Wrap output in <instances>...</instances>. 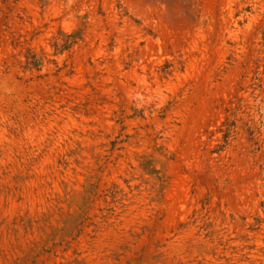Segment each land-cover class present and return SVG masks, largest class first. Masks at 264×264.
<instances>
[{
	"label": "rangeland",
	"instance_id": "374dc122",
	"mask_svg": "<svg viewBox=\"0 0 264 264\" xmlns=\"http://www.w3.org/2000/svg\"><path fill=\"white\" fill-rule=\"evenodd\" d=\"M0 264H264V0H0Z\"/></svg>",
	"mask_w": 264,
	"mask_h": 264
},
{
	"label": "bare ground",
	"instance_id": "6f19581e",
	"mask_svg": "<svg viewBox=\"0 0 264 264\" xmlns=\"http://www.w3.org/2000/svg\"><path fill=\"white\" fill-rule=\"evenodd\" d=\"M233 13V12H232Z\"/></svg>",
	"mask_w": 264,
	"mask_h": 264
}]
</instances>
